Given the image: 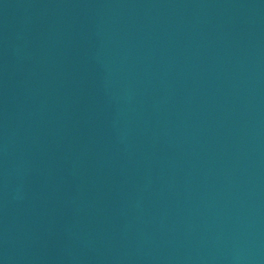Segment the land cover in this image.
Instances as JSON below:
<instances>
[{
  "label": "water",
  "instance_id": "water-1",
  "mask_svg": "<svg viewBox=\"0 0 264 264\" xmlns=\"http://www.w3.org/2000/svg\"><path fill=\"white\" fill-rule=\"evenodd\" d=\"M0 264H264V0H0Z\"/></svg>",
  "mask_w": 264,
  "mask_h": 264
}]
</instances>
